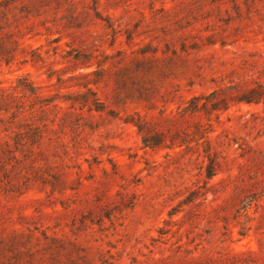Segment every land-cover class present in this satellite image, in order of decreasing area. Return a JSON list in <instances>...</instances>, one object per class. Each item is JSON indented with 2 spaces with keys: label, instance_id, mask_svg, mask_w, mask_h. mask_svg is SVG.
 Returning a JSON list of instances; mask_svg holds the SVG:
<instances>
[{
  "label": "rangeland",
  "instance_id": "374dc122",
  "mask_svg": "<svg viewBox=\"0 0 264 264\" xmlns=\"http://www.w3.org/2000/svg\"><path fill=\"white\" fill-rule=\"evenodd\" d=\"M0 264H264V0H0Z\"/></svg>",
  "mask_w": 264,
  "mask_h": 264
},
{
  "label": "trees",
  "instance_id": "16d2710c",
  "mask_svg": "<svg viewBox=\"0 0 264 264\" xmlns=\"http://www.w3.org/2000/svg\"><path fill=\"white\" fill-rule=\"evenodd\" d=\"M197 97H192L191 99L193 100V99H196ZM261 98V95H255V89H248V90H246L245 92H243L239 97H238V101L239 102H247V103H250V102H252V101H258L259 99ZM214 108H219V107H214ZM139 128V130H141L140 129V127H138ZM213 173H212V171L210 170L209 172H208V176H211Z\"/></svg>",
  "mask_w": 264,
  "mask_h": 264
}]
</instances>
